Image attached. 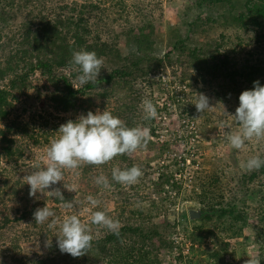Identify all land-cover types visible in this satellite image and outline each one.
Listing matches in <instances>:
<instances>
[{
	"label": "rangeland",
	"instance_id": "rangeland-1",
	"mask_svg": "<svg viewBox=\"0 0 264 264\" xmlns=\"http://www.w3.org/2000/svg\"><path fill=\"white\" fill-rule=\"evenodd\" d=\"M63 1L99 5V10L90 16L91 29L94 35L98 34L102 40H114L122 56L127 53L125 48L127 38L135 37L141 32L149 36L151 42V48L148 50L149 58L162 60L158 70L151 69L145 76L134 78L130 81L129 87H121V84L108 99L100 98L98 91L92 92L88 96L91 102L83 105L84 109L94 114L97 110L102 113L106 109L115 116L114 107L117 105L115 99L119 97L123 102L132 101L137 117H145L141 107L144 99H150L154 104L157 102L159 107L165 103L170 110L162 111L160 108L161 112L158 113L160 118L157 117L154 123L152 122L157 138L152 137L148 140L146 148L126 154L136 166L142 168L147 163L152 165L153 178L139 179L133 185L120 183L115 185L111 182L112 179H109L111 184L109 189L95 185L96 176L103 174L109 177L112 169L119 167V162L115 159L104 165H94L87 176L89 179H82L81 174L76 177L70 170H64V180L53 185L52 188L73 194L75 205H78V208L75 206L73 209H64L60 204L55 203L53 198L47 196L46 192L51 191V188L46 189L43 194L37 193L35 197H29V194L25 193L29 185L25 184L23 177L35 171L37 165L45 166L46 149L51 141L58 137V130L54 129L53 124L60 125L61 119L76 121L80 115L87 113L56 112L47 101L46 96L51 89L45 80L38 72L30 74L28 87L23 91L15 90L14 96H9L11 104L9 114L3 122H0L2 127L7 123L28 122L29 127H33L30 131H33L40 141L39 144L34 145L29 142L20 143L24 149L23 160L0 161V222L4 217L9 219V223L0 228V264H8L6 257L14 253L7 250L10 240L18 241L19 248L15 249L16 254L33 259L35 256L42 257L46 254V241L56 239L58 227L48 228L53 235L46 239L37 235L32 219L16 220L33 204H36V209L48 205L61 220L66 215H79L81 221L91 227L93 237L108 229L91 226L89 219L92 212L104 211L119 222L127 220L135 222L140 219L137 216H129L128 213L126 219H120L119 210L121 207H126L130 211H141L140 213L146 217L144 220L146 226H156L161 231L164 245L156 242L161 264H188L190 258L194 259L192 264H213L207 255L203 254V249L212 252L217 248L220 249L224 244H228V256L231 258L228 264H245L248 258L258 256V251L263 254L264 261V199L260 202L264 198V167L255 170L258 179L254 185L256 192L254 191L252 198L241 195L240 188L236 185L240 176L248 177L253 172L242 168V162L253 156L264 159V140L253 139L246 141L242 149L232 148L225 133L238 131L239 126L231 117L225 115L223 108L217 104L222 103L228 114H234L239 106L238 97L243 91L244 83L241 79L236 85L228 81L224 82L222 79L212 82L204 78L203 81L195 76L189 64L190 49L196 43L202 46L209 44L210 50L213 49V45L219 46V53L229 58L231 62H235L237 67L253 64L260 66L262 74L257 81L264 86V22L260 26L252 24L241 26L234 20V17L245 10L247 4L251 6L253 3H264V0H229L230 4L225 6L217 4L200 10L192 6L194 0ZM23 18L20 16L17 21L11 23L10 27L13 29L19 26ZM177 37L183 39L188 48L184 52L174 48ZM148 62L146 66L151 65L150 61ZM104 69H108L106 65ZM1 87L8 89V84L0 82ZM196 93L207 96L210 106L215 109L198 113L194 105ZM183 109L184 112L187 110L189 115L181 118L180 112ZM44 121L47 122L46 125ZM221 124L224 125L223 128ZM46 132L49 133L48 142H44L43 135ZM15 139L20 141L16 136ZM180 157L186 158L185 172L190 171V173L179 171L172 172V175L173 177L184 175L187 179L184 181L187 190L182 188L176 194L171 191L163 192L157 187L159 185L155 179L157 172L170 173L169 170L172 171L173 166L170 160ZM191 176L195 179H190ZM215 176H218L220 181L213 185L211 178ZM18 177L20 179H17ZM173 179L171 181H174ZM3 181H6V184H2ZM16 181H19L18 184H15ZM73 183L79 184V189L75 193L65 189L71 187ZM212 186L215 191L221 192L219 195L224 194L226 198L234 196L237 200L244 198L247 201L248 228L243 231L239 239L219 241L218 224L204 219L206 210L197 203L200 199L198 196L201 193L210 195ZM90 194L100 201L99 206L93 208L88 203L87 196ZM191 209L199 210L201 216L189 220L187 213ZM258 210L263 211L261 221L257 216ZM47 224L48 222H45L44 226L46 227ZM215 226L216 228L211 229ZM208 229L214 232L207 235L205 232H208ZM199 236L202 238L199 239Z\"/></svg>",
	"mask_w": 264,
	"mask_h": 264
},
{
	"label": "trees",
	"instance_id": "trees-1",
	"mask_svg": "<svg viewBox=\"0 0 264 264\" xmlns=\"http://www.w3.org/2000/svg\"><path fill=\"white\" fill-rule=\"evenodd\" d=\"M217 4L225 6L230 4V1L194 0L192 6L200 10ZM97 10H99L97 4L64 3L63 0H0V82L8 84V89L0 88V122H3L9 114L11 106L9 96H14L13 91L15 90L23 91L27 88L29 75L34 72H38L51 89L46 96L51 107L56 112L65 114L81 111L87 113L83 105H88L91 102L88 96L92 92L98 91L100 98L108 99L121 84V87H129L130 81L134 78L141 75L145 76L151 69L158 70L161 67V59L149 58L150 52L148 50L151 48V42L149 36L141 32L135 37L127 38L125 56H122L120 48L114 40L105 41L98 34L94 35L90 26V16L92 13L95 14L94 12ZM20 16H23L24 20L19 26L12 29L11 23L17 21ZM234 20L238 21L241 26H248L249 24L260 26L264 22V3H253L251 6L247 4L245 10L234 17ZM210 47L209 44L202 46L200 43H196L190 49L189 64L194 70L195 76L203 81L204 78H208L212 82L222 79L224 82L228 81L235 85L241 79L244 83L242 90H251L253 82L257 81L259 75L262 74L260 66L253 64L237 67L235 62H231L229 58L219 53V46L213 45L212 50L209 49ZM174 48L181 52L188 49L184 40L178 37L174 41ZM81 49L94 51L98 57L104 58V64L97 81L83 86L79 85L76 80L77 73L72 70L70 65L72 52ZM147 60L150 61L151 65L146 66L149 63ZM105 65L107 70L104 69ZM196 80L194 79V81ZM115 100L117 101V105L114 107L116 117L123 120L128 127L141 124L149 127L151 138H157L152 128L154 119L146 120L142 116L137 117L131 100L123 102L119 97ZM154 105L157 113L161 112L160 108L162 111L170 110L165 103L161 104L160 107L157 102ZM182 112H180L181 118L189 115L187 110L185 112L188 114L184 112V109ZM68 120L71 119H61L60 125L53 124L54 129L58 130ZM44 123L47 124L45 121ZM31 128L33 130L32 126L29 127L28 122L7 123L0 128V161L19 162L23 160L24 156V149L20 143L27 144L29 142L33 145L40 143L36 134L30 131ZM15 136L20 140L19 142ZM43 137L44 142H48L49 133L46 132ZM114 159L119 162L118 165L121 170L134 166V161L128 159L126 154ZM185 162V157L172 158L170 164L173 166L172 171L169 170L170 173L157 172L155 178L159 183L157 187L163 192L171 191L174 194L182 188L187 190L186 182H184L187 180L185 176L181 174L173 177L172 175V172H185L187 169ZM93 166L84 165L81 167L82 179H89L87 176ZM152 168L149 163L142 168L140 167L143 175L139 179L153 178ZM185 173L189 174L190 171ZM189 178L195 179L194 176ZM108 179H112L111 174H109ZM172 179L174 181H171ZM211 179L213 185L220 181L218 176ZM257 179L258 173L255 170L248 177L240 176L236 185L240 188L241 195L252 198L254 191L256 192L254 185H256ZM18 182L16 181L15 184ZM111 182L118 185L114 180ZM2 184H6V181H3ZM212 188L210 195L201 193L198 196L200 199L197 203H200L206 210L204 219L218 224L217 238L219 241L239 239L242 237L243 231L248 228L247 201L244 198L237 200L234 196L226 198L224 194L219 195L221 192L215 191L214 186ZM25 190V193L29 194L30 187L27 186ZM61 193L65 201H75L73 194ZM53 200L57 204L61 203L54 198ZM75 206L78 208V205ZM35 210L36 204H33L28 211L24 210L21 213L20 219L17 218L16 220L32 219V225L38 232L37 235L48 239L53 235V232L48 229V226L35 223L33 218ZM140 212L121 207L119 210L120 219H126V213H128L129 216H137L140 221L120 222L119 235H115L109 230L101 232L98 236L93 237L92 247L88 253L81 257L73 258L67 253H61L57 247L56 238L51 240L50 247H46L44 256H35L33 259L26 258L16 254L15 249L19 248L18 241L13 239L10 240L7 250L14 253L8 255L6 259L8 264H98L100 262L104 264H161L156 247L157 241L160 245H164V240L160 235L161 231L156 226H146L144 221L146 217ZM262 213V210H258L257 216L260 217V221L263 219ZM8 223V217H4L0 222V228L5 227ZM91 226L96 228V225ZM214 228L216 226L211 229ZM211 232L214 230L208 229V232L205 233L211 235ZM198 238L201 239L202 236ZM203 254H206L213 264H228L231 259L228 256V244H224L223 247L212 252L203 249ZM262 257L263 254L258 251V258L261 264H264ZM193 260L190 258L187 261L188 264L194 263Z\"/></svg>",
	"mask_w": 264,
	"mask_h": 264
},
{
	"label": "clouds",
	"instance_id": "clouds-1",
	"mask_svg": "<svg viewBox=\"0 0 264 264\" xmlns=\"http://www.w3.org/2000/svg\"><path fill=\"white\" fill-rule=\"evenodd\" d=\"M104 58L98 57L94 51L81 49L72 52L70 65L77 73L76 80L80 86L97 81L102 70ZM239 106L234 114H228L218 102L225 115L239 126L238 131L226 132L225 136L229 145L235 149H242L246 141L253 139L264 140V86L259 81L253 82L251 90H244L238 97ZM195 108L198 113L206 110H213L207 96L202 93L195 94ZM141 107L145 113V119L158 117L156 106L150 99H144ZM2 127V125H0ZM223 128L224 125L221 124ZM150 128L143 125L128 127L123 120L114 116L106 109L101 113L99 110L94 114L92 111L86 115H80L77 120H68L62 124L57 133L58 137L51 141L46 149L45 166H36V170L30 175L23 177L25 184L29 185V197H35L37 193H45L47 196L59 200L60 207L73 209L74 201H65L59 188H52L64 180V170H70L76 177H79L82 165H104L115 157L131 154L138 149L146 148L148 140L151 139ZM241 167L248 170H259L264 167V159L260 156H253ZM143 172L139 166H132L121 170L119 167L112 169V180L123 185H133L139 181ZM97 186L109 189L111 184L107 176L100 174L94 178ZM65 188V187H64ZM75 193L79 189L78 183L65 188ZM88 203L97 207L100 201L91 194L87 196ZM35 223L44 224L48 222L49 229L58 227L56 243L61 253H67L73 258H78L92 247L93 235L89 224L81 221L79 215H66L61 220L51 207L45 204L43 208H37L33 213ZM51 218V219H50ZM91 225L105 227L115 235H119L121 224L114 220L104 211L91 213ZM51 246V240L45 242V247ZM245 264H261L258 256L254 255L245 261Z\"/></svg>",
	"mask_w": 264,
	"mask_h": 264
},
{
	"label": "water",
	"instance_id": "water-1",
	"mask_svg": "<svg viewBox=\"0 0 264 264\" xmlns=\"http://www.w3.org/2000/svg\"><path fill=\"white\" fill-rule=\"evenodd\" d=\"M188 219L189 220H194V219H198L201 216V213L199 210H189L188 213Z\"/></svg>",
	"mask_w": 264,
	"mask_h": 264
}]
</instances>
